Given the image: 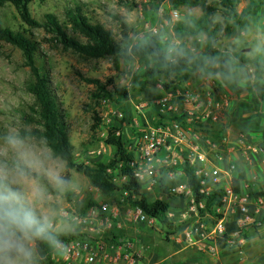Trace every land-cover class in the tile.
<instances>
[{
	"label": "rangeland",
	"instance_id": "1",
	"mask_svg": "<svg viewBox=\"0 0 264 264\" xmlns=\"http://www.w3.org/2000/svg\"><path fill=\"white\" fill-rule=\"evenodd\" d=\"M77 1L84 7V13L89 21L92 24L101 25L111 33L116 41L121 39V23L119 21L121 19L130 29L128 40L130 47L140 45L149 36L155 35L154 31L157 30L156 36L160 38L168 51H173L172 56L176 54L180 44L174 38L171 30L172 25L186 15L201 16L199 8H181L179 11H172L168 3L156 6L148 0ZM249 1L239 0L238 11H242ZM70 3L73 1L33 0L29 5V12L31 18L40 24L45 21V15H55L71 37L84 42L85 39L73 30L64 15L65 9L71 5ZM262 9L264 10V7ZM174 12H177V16H174ZM258 16L256 14L249 19L254 20ZM262 17L264 18V15ZM0 20L4 27L24 34L37 44L39 53L37 61L47 73L50 91L56 99L63 121L68 128L74 161L85 169L94 168L97 163L108 164L112 160L114 149L104 144V138L101 137L102 132L111 127H119L122 131L126 129L127 132L131 129L129 123L134 119L139 124H149L155 118L153 101L168 91L163 88L164 84L170 85L174 90L200 93L204 102H208V98H212L210 96L215 97L214 101L219 104V116L222 120L224 113L227 112L229 116L228 111L235 109V105L232 96L219 95L222 90L217 85V67L224 70L228 66L227 61H229L245 68L253 67L254 78L262 77L264 74L262 71L264 70V60H259L258 56L254 57L250 53L242 58L239 52L227 55V49L236 50V42L232 38L240 34L239 29L231 36H227L221 28H218L214 32H203L197 37L185 39L183 43L189 52L198 55L205 52L206 40L209 37H215V46L221 54L220 61L215 67H206L202 71L193 72L187 82H176L175 73L168 78L161 76L154 81L143 77V65L147 63V60L143 58L129 55L124 58L93 59L77 55L57 43L52 35L42 27L26 25L10 4L0 7ZM214 21L221 22L222 18L217 15L214 17ZM245 24V30L249 31L253 22L248 21ZM248 33L250 34V31ZM263 50L260 49V52ZM172 61L171 64H174ZM30 77L29 68L25 65L21 51L10 44L0 42V147L4 146L5 136L18 135L24 140L25 145L35 152L45 169L57 170L64 177L67 171L64 162L53 155L43 140L28 135V132L37 128L35 122H30L31 118H36L34 98L27 91L26 85L31 79ZM89 79L102 83L113 79L117 87L127 91L130 99L122 101L120 107L115 101L101 102L99 106H96L95 101L91 98L94 85L87 82ZM178 86H184V88L180 90ZM199 86L204 88L205 95L201 93L202 90L194 91L200 88ZM229 98L233 104L229 106L230 108H228ZM112 107L125 115L126 120L120 121V119L112 118ZM95 113L102 121L97 130L92 128ZM229 142L238 143V141L230 140ZM130 143H127V148L131 147ZM108 169L107 174L111 180L117 186L122 187L123 181L119 168L115 166L108 167ZM69 173L71 174L70 185L63 189H58L52 184L43 170L32 173V178L45 190V200L37 206L38 212L48 215L52 219L55 227L54 234L77 235L78 237L72 242L93 245L99 235L106 233L107 241L111 244H129L140 264H155L156 262L176 264L175 261L178 257L188 254V249H183L186 245H193L196 241L203 239L219 243L220 239L208 235L213 224L212 221L218 215L215 208L207 209L204 206V209H200L196 215H192L188 212L191 205L189 197L174 196L171 198L168 195L166 198L169 202L168 216L171 215L169 218L176 231L168 230L158 220L149 225L135 224L126 218L128 202L123 190L106 196L95 191L84 174L76 172L75 169L69 170ZM143 194L149 202L164 200L166 197L160 190L149 193L144 191ZM167 194L169 193L167 192ZM89 201L95 205H91ZM102 204L108 206L107 212L100 214L97 221L92 220L91 224L77 225L69 218L63 217L64 213L71 214L72 212L86 217L90 208ZM112 211L116 213L113 215ZM104 218L108 219L107 223L99 221ZM90 228H93V231ZM188 232H192L191 240H188L186 236ZM33 247L35 264H39L35 243ZM62 259L63 254L56 251L53 260L59 264H65Z\"/></svg>",
	"mask_w": 264,
	"mask_h": 264
},
{
	"label": "trees",
	"instance_id": "2",
	"mask_svg": "<svg viewBox=\"0 0 264 264\" xmlns=\"http://www.w3.org/2000/svg\"><path fill=\"white\" fill-rule=\"evenodd\" d=\"M32 1L0 0V7L10 4L15 8L26 25L42 27L47 33L52 35L57 43L77 55L93 59L106 57L124 58L129 55L143 58L147 60V63L143 65V77L154 81L161 76L168 78L175 73L174 79L176 82H187L193 72L202 71L206 67H215L220 61L221 54L215 46V37H209L206 40L205 52L198 55H193L189 52L183 43L185 39L197 37L203 32H214L218 28H221L227 36H231L239 29L246 17L256 15L264 7V0H250L240 12L237 9L240 3L239 0H148L156 6L168 3L172 11H179L181 8H199L201 11V16L199 17L186 15L172 25L171 30L174 38L180 43L178 51L172 56L171 53L173 51H168L160 38L155 35L149 36L138 46L130 47L128 44L130 29L121 19H119L121 23V39L116 41L111 33L101 25L92 24L84 13V7L77 0H72L73 3H70L71 5L65 9L64 15L68 19L69 24L72 25L73 30L85 39L84 42H81L66 32L55 15H45V21L42 24L34 21L29 12V5ZM133 5L136 6L135 4ZM217 15L222 18L221 22L214 21V17ZM0 42H5L19 49L23 55L25 65L29 68L31 79L26 85L27 91L34 98L36 114V118H31L30 122H35L37 128L28 132V135L32 138L43 140L53 155L64 162L67 169L64 179L68 181L65 188L70 185L71 174L69 170L75 169L76 172L82 173L87 177L91 186L99 189L106 196H111L112 193L120 190L127 191L129 194L127 200L131 205L140 207L146 216L158 220L168 230L176 231L168 216L167 188L163 183L160 185V192L166 196L164 200L149 202L146 199L130 167L133 161V154L127 148V140L122 134H116L117 129L115 127L107 130V136L103 141L106 146L114 149L112 160L108 164L97 163L94 168L85 169L74 161L73 146L70 142L68 128L63 121L56 99L50 91L47 73L37 61L39 58L37 44L24 34L4 27L1 20ZM171 60L174 61V64H171ZM236 60L241 61L239 58H236ZM87 82L94 85L91 98L95 101L96 106H99L101 102L115 101L120 107L122 101L130 99L127 91L117 87L113 79H108L104 83L94 79H89ZM163 88L165 91L172 89L168 84H164ZM155 116L157 118L153 122L154 126L163 124L164 121L177 119L176 117L164 118L157 115V113ZM93 120L94 125L92 128L97 130L101 125V118L95 113ZM123 120H126L125 115ZM193 128L195 131H201L214 140L221 139L225 133L223 125L210 121L195 124ZM118 165H121L119 169L121 174L127 178V183L123 184L122 187L114 184L107 174L108 167H118ZM182 170L184 173L183 179L191 191L196 204L203 202L207 209H213L221 205L218 199V192H213L208 196L200 194L201 185L199 178L195 176L194 170L188 165L187 161L183 164ZM232 175V192L240 194L243 175L237 168H235ZM132 196H136L134 201ZM251 196L258 198L264 196V193L252 192ZM89 203L91 205L94 204L92 201H89ZM54 235L57 240L63 243H69L78 237L73 234ZM35 245L39 264H59L52 259L54 247L40 240L35 241ZM218 245L221 246L220 242Z\"/></svg>",
	"mask_w": 264,
	"mask_h": 264
},
{
	"label": "built area",
	"instance_id": "3",
	"mask_svg": "<svg viewBox=\"0 0 264 264\" xmlns=\"http://www.w3.org/2000/svg\"><path fill=\"white\" fill-rule=\"evenodd\" d=\"M174 16H177V12H174ZM154 34L155 36L158 34L157 30L154 31ZM201 98L200 95L196 96L188 91L168 90L163 96L153 101L152 107L157 115L164 118L176 117V120L164 121L163 124L154 126L153 122L156 120V116L149 124H139L134 119L129 123L131 127L129 131L126 132V129L122 131L116 127V134H122L127 143L132 141L130 143L132 145L129 144L131 147L128 148L133 154L130 167L141 187V192H155L160 189V185L163 183L171 198L174 196L189 197L191 205L188 212L196 215L200 209H204V203H195L192 193L183 179L182 166L187 161L194 170L195 176L199 178L200 194L208 196L213 192H218L220 207L226 208L221 212L216 211L218 215L213 220L215 224L212 222L208 233L209 236L221 239L226 234V216L235 210L241 215L240 224L261 225V220L256 216L257 210L250 211L248 208L247 195L232 192L231 180L236 164L232 160H227L223 153L237 151L248 158L249 155L259 156L264 154V143L251 145L242 150V138L238 140L237 144H232L225 135L219 140H214L195 131L193 128L195 124L208 121L215 124L220 123L219 104L215 103L212 98H209L208 102L202 101ZM111 115L112 118L120 119V121L124 118V115L114 107L111 109ZM106 136L107 131L101 133V137L104 139ZM224 162L225 167H222L220 164ZM120 167L121 165H118L119 169ZM120 175L122 184H126L127 178L121 172ZM95 191L100 192L97 188ZM123 192L128 202L127 219L141 225H149L157 221L146 216L140 207L131 205L127 200L128 192L125 190ZM135 199L136 196H132V200ZM107 210L108 206L102 204L90 208L86 217L75 212L64 213L63 217L69 218L74 224L85 225L91 224L92 220L97 221V217L100 214H105ZM115 213L113 212V215ZM99 221L107 223L108 219L104 218ZM90 230L93 231V228ZM186 236L188 240H191L192 232H188ZM96 239L93 245L72 241L69 243L60 242L67 251L62 253L54 248L52 259L55 252L59 251L63 254L62 260L65 264H140L129 244H111L107 241L106 233L99 235Z\"/></svg>",
	"mask_w": 264,
	"mask_h": 264
},
{
	"label": "crops",
	"instance_id": "4",
	"mask_svg": "<svg viewBox=\"0 0 264 264\" xmlns=\"http://www.w3.org/2000/svg\"><path fill=\"white\" fill-rule=\"evenodd\" d=\"M263 15L264 10L260 9L257 13V19L251 20L249 17H246L243 20V23L239 27L240 34L232 38L236 42V50L227 49V55L239 52L241 57L245 58L251 53L254 57L258 56L259 60H264V50L260 52V49H264ZM248 21L253 22L249 30L250 34L244 28L245 22ZM227 64L228 66L224 70L219 68V66L217 67V85L222 90L219 95L233 97L235 109L228 111L229 116L225 112L219 124L223 125L225 130L224 135L230 141L236 142L238 139H243L241 144L242 150L251 145L263 144L264 74L262 77L254 78L253 74L255 70L253 67L245 68L235 62L229 61H227ZM224 80L227 81L225 82ZM183 88L184 86H178L180 90ZM194 91H201L202 94L205 93L203 87L197 88ZM195 95L199 96L200 93ZM210 97L216 100L215 97ZM231 104L230 99L228 108H230ZM246 153H249V151H246ZM223 154L224 157H227V160L234 161L237 170L242 173L243 181L241 182L240 195H247L249 199L248 208L250 211L257 210L256 216L261 220V225L254 226L249 223L242 225L239 223L241 215L236 210L233 213H228V216H226V234L219 240L221 246L218 245V242L207 241L205 239L198 240L193 245L183 247L184 250L188 249V254L178 257L175 261L176 264H264V196L258 198L251 196L252 192L264 193V154L259 156L249 155L250 159L242 156L237 151L231 153L224 152ZM220 165L225 167V162ZM225 182H227L226 179ZM215 209L221 212L226 208L219 206L215 207ZM212 222L215 224V221ZM155 264L159 263L156 262Z\"/></svg>",
	"mask_w": 264,
	"mask_h": 264
},
{
	"label": "clouds",
	"instance_id": "5",
	"mask_svg": "<svg viewBox=\"0 0 264 264\" xmlns=\"http://www.w3.org/2000/svg\"><path fill=\"white\" fill-rule=\"evenodd\" d=\"M41 170L58 189L68 184L59 171L45 169L18 135L4 137L0 147V264H35L33 245L37 240L62 253L67 251L53 234L52 219L38 212L45 190L32 173Z\"/></svg>",
	"mask_w": 264,
	"mask_h": 264
}]
</instances>
